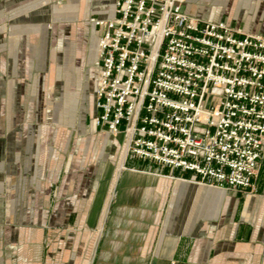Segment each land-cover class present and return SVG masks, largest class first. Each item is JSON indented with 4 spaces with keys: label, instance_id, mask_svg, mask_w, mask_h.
<instances>
[{
    "label": "crops",
    "instance_id": "crops-1",
    "mask_svg": "<svg viewBox=\"0 0 264 264\" xmlns=\"http://www.w3.org/2000/svg\"><path fill=\"white\" fill-rule=\"evenodd\" d=\"M111 1L0 0V264H264V156L243 194L124 157L95 127L88 17H112Z\"/></svg>",
    "mask_w": 264,
    "mask_h": 264
},
{
    "label": "built area",
    "instance_id": "built-area-1",
    "mask_svg": "<svg viewBox=\"0 0 264 264\" xmlns=\"http://www.w3.org/2000/svg\"><path fill=\"white\" fill-rule=\"evenodd\" d=\"M184 0H114L99 31L93 123L123 153L240 191L264 154V36L195 18Z\"/></svg>",
    "mask_w": 264,
    "mask_h": 264
},
{
    "label": "rangeland",
    "instance_id": "rangeland-1",
    "mask_svg": "<svg viewBox=\"0 0 264 264\" xmlns=\"http://www.w3.org/2000/svg\"><path fill=\"white\" fill-rule=\"evenodd\" d=\"M55 1L57 2L55 4V6H57V7H61L68 2V0H55ZM104 1L106 4H109V6L111 5V2H112L111 0H97V4H103ZM184 2H185V6L187 4L190 6H192L191 4H198L205 12L219 13L222 16V18L232 16V17H234V19L235 18L241 19L242 22H248V21L251 22L254 19L259 24V27H257L258 29H261V27H262L261 25L264 24V0H184ZM188 11H190V10L188 9ZM93 13L97 14L96 12H93ZM94 14H93V16H97ZM89 16H91V15H89ZM191 16H193V15H191ZM193 17L198 18V19H202V20H207V19L200 17V16H197V15L193 16ZM236 27H238V26H236ZM245 32L254 33L251 31H245ZM95 78L96 77L93 74V77H92L93 94H94ZM94 100H95V97H94ZM126 156H127V154L124 155V157H126ZM263 156H264V154L262 155L260 161L262 160ZM260 161H259V163H260ZM259 163H258V166H259ZM257 170H258V167H257ZM256 173H257V171H256ZM254 190H255V187L253 188V190H251L248 193H252V192H254ZM232 191H234V190H232ZM236 192H240V191H236ZM240 193H243V192H240ZM243 194H245V193H243Z\"/></svg>",
    "mask_w": 264,
    "mask_h": 264
}]
</instances>
